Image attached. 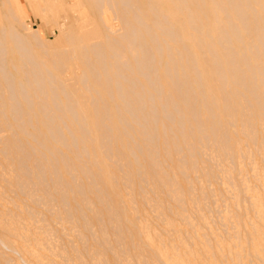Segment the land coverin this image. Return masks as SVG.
Masks as SVG:
<instances>
[{
    "label": "bare ground",
    "instance_id": "6f19581e",
    "mask_svg": "<svg viewBox=\"0 0 264 264\" xmlns=\"http://www.w3.org/2000/svg\"><path fill=\"white\" fill-rule=\"evenodd\" d=\"M2 5L0 264H264V0Z\"/></svg>",
    "mask_w": 264,
    "mask_h": 264
},
{
    "label": "rangeland",
    "instance_id": "374dc122",
    "mask_svg": "<svg viewBox=\"0 0 264 264\" xmlns=\"http://www.w3.org/2000/svg\"><path fill=\"white\" fill-rule=\"evenodd\" d=\"M50 1L52 4H57V9L55 7L54 13L52 10H47L43 12L42 6L47 4ZM73 0H38L36 5H33L32 11H37V16L41 19V22L38 18H36L31 12L29 13L28 21H24L27 26L32 29H37L38 27L42 28L45 34V37L49 41H54L57 35L59 34V29L55 23H58L63 29L68 27V23H73L74 25L83 28V25H86L87 28L92 27L95 25L94 18L92 17V13L86 8L81 7L76 9V11H71L70 4ZM17 13L22 14L20 8L18 9L17 4H15ZM3 13L0 11V24L4 22L3 20ZM106 24L109 27H113L115 21L109 14H105ZM83 32H86L85 28L82 29ZM70 70L72 66L69 65Z\"/></svg>",
    "mask_w": 264,
    "mask_h": 264
},
{
    "label": "crops",
    "instance_id": "0c3cea01",
    "mask_svg": "<svg viewBox=\"0 0 264 264\" xmlns=\"http://www.w3.org/2000/svg\"><path fill=\"white\" fill-rule=\"evenodd\" d=\"M1 1L3 3V0H0V5L3 6L2 3H1ZM37 2H38V0H13V3L14 4H17L18 9L20 8V10L22 12V16H23L22 19L24 21H28V19H29V13L31 12L41 22V19L36 15L37 14V11L36 10H34V12L32 11V9H33L32 6L33 5H36L37 6V4H36ZM2 8L4 10V6Z\"/></svg>",
    "mask_w": 264,
    "mask_h": 264
}]
</instances>
